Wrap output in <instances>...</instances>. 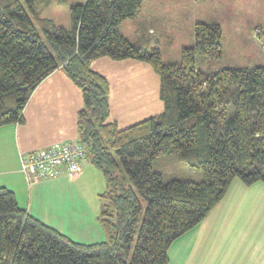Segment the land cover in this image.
<instances>
[{"label": "trees", "instance_id": "16d2710c", "mask_svg": "<svg viewBox=\"0 0 264 264\" xmlns=\"http://www.w3.org/2000/svg\"><path fill=\"white\" fill-rule=\"evenodd\" d=\"M52 0H0V126L23 122L35 87L62 68L81 90L78 141L102 174L97 221L105 238L83 243L21 208L0 186V264H168V249L226 194L234 178L264 182V64L201 70L218 58L222 32L196 22L178 63L157 46L131 42L120 23L144 0H85L71 28L42 15ZM136 59L159 77L161 113L119 128L109 121V83L91 61ZM176 155L202 178L165 177L154 165Z\"/></svg>", "mask_w": 264, "mask_h": 264}, {"label": "crops", "instance_id": "0c3cea01", "mask_svg": "<svg viewBox=\"0 0 264 264\" xmlns=\"http://www.w3.org/2000/svg\"><path fill=\"white\" fill-rule=\"evenodd\" d=\"M90 67L109 83V121L119 128L162 112L159 77L146 62L100 57L91 61ZM82 107L81 90L62 68L46 76L30 94L22 111L23 122L0 126V186L14 192L21 208L72 240L93 243L102 241L105 235L96 218L99 204L94 202L101 181L88 159L74 177L63 169L52 177L29 183L19 164L20 152L78 140L77 113ZM242 186L235 190L243 191ZM228 194L227 191L198 224L171 243L168 264H213L217 253L212 251L221 249L216 245L222 239L223 250H228L232 231L236 232L235 227L245 220L240 206L253 197Z\"/></svg>", "mask_w": 264, "mask_h": 264}, {"label": "rangeland", "instance_id": "374dc122", "mask_svg": "<svg viewBox=\"0 0 264 264\" xmlns=\"http://www.w3.org/2000/svg\"><path fill=\"white\" fill-rule=\"evenodd\" d=\"M84 1L52 0L42 15L52 18L57 26L69 29L70 6ZM196 22H215L222 32L220 56L197 55L196 68L211 71L223 66L238 68L264 64V0H144L139 12L133 18L123 20L119 30L131 42L157 46L164 63H178L181 49L193 43ZM86 155L88 165L97 171L101 181L94 196L99 213L102 203L99 193L104 191L105 181ZM154 167L165 177L202 178L201 171L187 168L176 155L161 158ZM240 184L245 187L241 188L243 191L235 190ZM227 191L228 195L241 193L253 197L240 206L245 220L235 227L236 232L232 231L228 250H223V239L217 241L220 245L216 246L221 249L212 251L217 253L216 261L212 258L213 264H264V182L245 185L239 178H234Z\"/></svg>", "mask_w": 264, "mask_h": 264}, {"label": "built area", "instance_id": "2783aa9c", "mask_svg": "<svg viewBox=\"0 0 264 264\" xmlns=\"http://www.w3.org/2000/svg\"><path fill=\"white\" fill-rule=\"evenodd\" d=\"M87 159L85 148L78 140L55 142L19 153L20 170L27 183L33 179H47L63 169L74 177L82 171Z\"/></svg>", "mask_w": 264, "mask_h": 264}]
</instances>
